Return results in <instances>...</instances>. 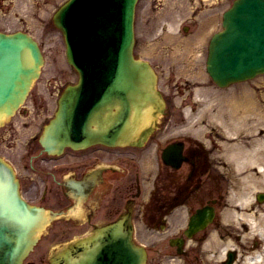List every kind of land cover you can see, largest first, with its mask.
I'll return each instance as SVG.
<instances>
[{"label":"water","instance_id":"obj_1","mask_svg":"<svg viewBox=\"0 0 264 264\" xmlns=\"http://www.w3.org/2000/svg\"><path fill=\"white\" fill-rule=\"evenodd\" d=\"M262 1L263 10L256 12V3ZM246 2L247 5L243 0H237L224 14L226 30L213 40L210 63L218 81L226 79L220 78V70H228L230 74L227 75H233V78H242L245 74L264 69V0ZM235 20L239 32L234 30L237 27ZM126 23L124 44L118 50L119 55L117 51L110 57L116 71L114 86L103 96L98 108L91 112L75 104L82 90L81 83L70 86L74 97L70 98V94L63 97L58 117L45 128L47 141L72 144L71 136H74L78 141L75 146L86 145L94 138H107L114 142L125 138L121 136L124 128L131 129L132 133L137 127H133L134 123L140 126L141 108L146 109L156 96L148 84L151 83V75L143 76L145 64L135 60L131 54L132 32ZM232 47L234 50L230 52ZM40 62L37 46L26 35L0 33V120L22 101L31 79L37 75ZM145 81L147 84L142 85ZM155 113L145 120L146 125L154 122ZM47 217L41 208L19 198L12 170L0 159V264H21ZM125 264H130L129 258H125Z\"/></svg>","mask_w":264,"mask_h":264},{"label":"flooded vegetation","instance_id":"obj_2","mask_svg":"<svg viewBox=\"0 0 264 264\" xmlns=\"http://www.w3.org/2000/svg\"><path fill=\"white\" fill-rule=\"evenodd\" d=\"M172 125L178 123H165V127L146 147L134 152L136 158L121 154L115 162L125 169L107 171L116 177L109 178V188L103 194L100 205L79 224L72 221L61 223L51 239L82 235L95 224L117 217L125 204L131 201L134 224L141 226L137 229L135 225V237L146 244L149 264H234L236 252L229 256L230 248L226 243L229 237L234 239L235 235L233 228L225 225L227 218L221 212L226 205L228 167L223 159L210 154L211 150L205 148L202 134L197 130L172 129ZM36 146L41 149L40 144ZM164 148L168 151L166 161L161 156ZM176 151H180L177 157ZM73 152L70 151V157L63 161L69 163V169L77 175L96 165L93 155L105 156L86 150H83L84 153ZM145 153H150L154 164L144 174L149 186L142 195L140 169L141 157ZM35 162H32L33 166ZM52 162L50 166L61 175L64 172V166L59 165L61 161ZM36 166L39 172L49 174L50 169L45 162ZM67 204L71 202L66 200L58 205ZM203 205L213 210V218L210 222L206 220L202 228L198 226L201 221H192L191 234L187 236L185 229L189 227L191 216ZM162 225L165 227L163 232L156 228ZM230 247L234 249V245ZM166 254L173 257L165 260ZM35 260L38 264H47L43 250L36 253ZM34 263L32 259L27 262Z\"/></svg>","mask_w":264,"mask_h":264},{"label":"rangeland","instance_id":"obj_3","mask_svg":"<svg viewBox=\"0 0 264 264\" xmlns=\"http://www.w3.org/2000/svg\"><path fill=\"white\" fill-rule=\"evenodd\" d=\"M178 1L179 0H139L137 3V12H136V21H135L136 51L140 55L148 57L152 62H154L157 65L159 69H163L164 71H168V61L169 59H172V56L177 51L174 48L171 49V47H163L161 43L172 42L171 41L173 40L172 38H174L175 41H179V35L173 37V35H171V33L168 32L167 26L160 28V26H157L154 22H156V20L161 18L169 19L170 15L172 14L170 9ZM186 1L188 3V13L190 15L191 10H193L192 7L193 0H186ZM224 1L225 2L220 3V11L226 8L231 2V0H224ZM49 6L50 3L43 4L42 8L35 13L36 18L46 23L48 19L46 18V16H44V13ZM202 8L203 7L200 4V6L196 8L194 12H192L194 14L191 17H188L189 20L187 21V23L189 27L187 31H182L181 29L178 32L179 34L181 33L180 34L181 36L187 34L188 36L194 37V35L196 34V27L198 25V22L201 16L205 13V9ZM36 18L31 19L28 17L26 21L27 22L26 26L28 27L29 30L31 29L33 32H36L34 33L35 36H38L36 26H33V24L36 23L37 25V23H39V20H37ZM46 25L49 27L48 24ZM210 27L211 28L203 31L202 33L203 35L199 36L198 37L199 39H197V41L201 42V40L204 39L206 33L216 27V21ZM51 33L52 32L49 29V31L44 36L43 53L45 55V66L43 68V74L56 73V74H62L63 77L67 76L68 78L70 77V72L66 71V69L62 65V61L64 62V60L61 61V57L59 56L60 49L57 50L54 49L56 47H59L61 43L57 38V36H53V34ZM155 41H158L157 45L154 44ZM189 52L184 55L187 56ZM57 60H59L58 63ZM177 63H181L182 66V62H177ZM181 66L178 65L179 68ZM172 75L174 74L172 73ZM176 77H179V75L176 74L173 76V78ZM180 78H184V77L182 76ZM211 89L214 88H210V90H207V92L211 91ZM213 91L215 92V89ZM261 96L263 97V112H260L258 114L260 115L259 119L260 118L263 119L264 75L259 76L253 80H249L246 83L234 85L229 89H221L219 95H217L215 99V103L213 104V106H217V105L219 106V104H221L220 107L224 109H229L230 111L232 108H234L233 107L234 105L241 106L243 104V101L244 103H247L249 97H250V101L247 103V105L248 106L252 104L255 105L257 104ZM202 105H204V102L202 103ZM210 112H212L211 109L202 110L203 115H201V117L203 118L204 121H211L212 119L211 117L215 116L216 113L213 114ZM217 116H219V114ZM229 124L231 125V123ZM230 125L229 127L232 130L233 128ZM261 125H263V142H264V120L263 123L257 124L256 127H259ZM263 147H264V143H263ZM246 185L251 187L250 184H246Z\"/></svg>","mask_w":264,"mask_h":264},{"label":"bare ground","instance_id":"obj_4","mask_svg":"<svg viewBox=\"0 0 264 264\" xmlns=\"http://www.w3.org/2000/svg\"><path fill=\"white\" fill-rule=\"evenodd\" d=\"M246 112H248V110H245ZM244 110H238L237 112H245ZM252 111V109H251ZM253 112V111H252ZM254 113V112H253ZM238 114H235L234 116H237ZM255 117L251 116V115H245L244 114H240L238 115L237 118L234 119H238L239 122L243 123L246 121H251L253 120ZM263 120H264V113H263ZM255 139H251L250 144H251V151L244 159V164L246 166H248L246 175H243V179L244 178H248L250 181H256L258 180L257 178L263 179V184H264V150L262 152V150H260L259 148L255 147ZM259 176V177H258ZM239 203L237 201V203L235 204L234 207V211L236 213V217L238 218H243L245 220H249L248 222L252 223L253 219H252V214H246L245 210L247 209V206L249 204V202L247 201L248 198L246 197H240L238 198ZM248 203V204H247ZM261 217V216H260ZM247 218V219H246ZM263 223H264V214H263ZM248 258V262L247 264H264V258L262 261V258L256 256V255H250L247 257Z\"/></svg>","mask_w":264,"mask_h":264}]
</instances>
